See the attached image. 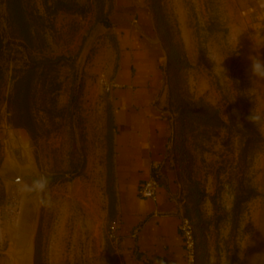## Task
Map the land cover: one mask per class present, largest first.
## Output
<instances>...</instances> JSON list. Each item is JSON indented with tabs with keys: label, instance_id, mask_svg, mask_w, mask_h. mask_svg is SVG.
Returning <instances> with one entry per match:
<instances>
[{
	"label": "rangeland",
	"instance_id": "374dc122",
	"mask_svg": "<svg viewBox=\"0 0 264 264\" xmlns=\"http://www.w3.org/2000/svg\"><path fill=\"white\" fill-rule=\"evenodd\" d=\"M146 4L166 51L171 136L160 180L193 224L196 264H264V124L247 120L264 112V80L253 81L249 59L264 60V0ZM117 6L0 0V264H123L108 90ZM7 166L51 177L28 260L16 245L23 195Z\"/></svg>",
	"mask_w": 264,
	"mask_h": 264
},
{
	"label": "crops",
	"instance_id": "0c3cea01",
	"mask_svg": "<svg viewBox=\"0 0 264 264\" xmlns=\"http://www.w3.org/2000/svg\"><path fill=\"white\" fill-rule=\"evenodd\" d=\"M117 3L112 15L117 69L108 87L119 190L116 236L123 264H186L182 212L170 186L161 181L156 200L140 193L155 169L163 174L171 136L161 104L166 51L146 0Z\"/></svg>",
	"mask_w": 264,
	"mask_h": 264
},
{
	"label": "water",
	"instance_id": "95a60500",
	"mask_svg": "<svg viewBox=\"0 0 264 264\" xmlns=\"http://www.w3.org/2000/svg\"><path fill=\"white\" fill-rule=\"evenodd\" d=\"M104 31V27L102 25H97L95 30L89 37L87 42V48L93 43L94 39ZM6 170V182L7 183H21V182H30L37 175H41L37 170L31 168L32 170H27V172L17 173L16 169L13 166H7ZM4 175V174H1ZM40 203L37 198L34 196H24L22 199L21 206V214L19 223L16 229L17 233V249L20 251L19 253L23 256L24 260H28L30 258V254L33 247L34 235L37 228V217H38V209Z\"/></svg>",
	"mask_w": 264,
	"mask_h": 264
},
{
	"label": "clouds",
	"instance_id": "9594fccd",
	"mask_svg": "<svg viewBox=\"0 0 264 264\" xmlns=\"http://www.w3.org/2000/svg\"><path fill=\"white\" fill-rule=\"evenodd\" d=\"M249 59L251 60L250 73L254 78L253 81L258 79L264 80V60L259 58V56H252ZM247 120L251 124H264V112H257L252 109ZM240 125L242 126V124ZM50 184L51 177L41 174L37 175L30 182H21L18 186V191L24 196L36 197L41 206L49 207L52 204L51 198L48 195Z\"/></svg>",
	"mask_w": 264,
	"mask_h": 264
},
{
	"label": "built area",
	"instance_id": "2783aa9c",
	"mask_svg": "<svg viewBox=\"0 0 264 264\" xmlns=\"http://www.w3.org/2000/svg\"><path fill=\"white\" fill-rule=\"evenodd\" d=\"M159 186L158 180L152 176L142 184L140 193L145 198L156 200ZM179 228L184 239L186 264H196V240L193 224L189 218L182 216Z\"/></svg>",
	"mask_w": 264,
	"mask_h": 264
},
{
	"label": "trees",
	"instance_id": "16d2710c",
	"mask_svg": "<svg viewBox=\"0 0 264 264\" xmlns=\"http://www.w3.org/2000/svg\"><path fill=\"white\" fill-rule=\"evenodd\" d=\"M105 21H106V24L108 23L109 26L111 25V23H110L107 19H106ZM4 46H5V44H4V40H3V38H2L1 35H0V56L2 55V52H3V50H4ZM3 79H4V71H3V68H2L1 65H0V90H1V88H2ZM31 89H32V86L28 84V86H27V88H26L27 93H29V91H30ZM0 99H1V97H0ZM19 109H20V107H19ZM161 176H162V174H161L158 170L155 169V170L153 171V177L156 178V179L158 180L159 183L161 182V180H160V177H161Z\"/></svg>",
	"mask_w": 264,
	"mask_h": 264
}]
</instances>
